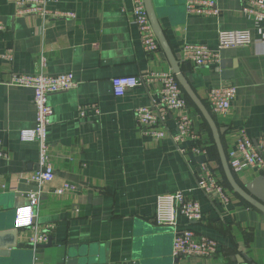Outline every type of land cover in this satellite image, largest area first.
Instances as JSON below:
<instances>
[{"label": "crops", "instance_id": "1", "mask_svg": "<svg viewBox=\"0 0 264 264\" xmlns=\"http://www.w3.org/2000/svg\"><path fill=\"white\" fill-rule=\"evenodd\" d=\"M187 1L151 0L178 61L185 44L215 50L220 31L248 30L253 39L250 46L218 51L215 66L184 71L204 105L210 89L236 87L229 112L212 113L227 129L221 138L227 153L240 134L254 142L264 135V20L247 16L244 0H216L218 13L212 16L187 13ZM17 9L14 0H0L5 28L0 32V142L8 153L0 160V251L31 264H264V215L224 184L211 133L197 109L188 105L192 133L178 144L181 154L169 135L155 140L136 126L134 111L153 107L158 82L128 89L121 97L113 94L115 77L172 74L161 48L152 56L141 48L131 0H55L47 5L46 19L19 15ZM70 13L74 17L66 16ZM39 71L72 73L75 82L48 99L54 178L43 185L27 178L38 170V146L20 139L21 131L35 126L32 91L3 84L11 73ZM80 108L87 109L84 117ZM175 115L166 120L171 135ZM203 164L213 170L221 194L206 197L195 189V173ZM234 176L264 204V175L244 169ZM65 184L72 189L56 194ZM176 192L197 201L202 214L192 223L179 216L176 230H192L196 241L201 235L215 241L213 257H173L174 229L156 225L154 215L156 198ZM32 194L38 195L35 246L29 241L34 231L18 229L15 219Z\"/></svg>", "mask_w": 264, "mask_h": 264}, {"label": "built area", "instance_id": "2", "mask_svg": "<svg viewBox=\"0 0 264 264\" xmlns=\"http://www.w3.org/2000/svg\"><path fill=\"white\" fill-rule=\"evenodd\" d=\"M17 5V13L23 16H36L46 19L49 15L47 5L55 0H14ZM216 0H188L186 12L201 16L217 15L215 7ZM248 7L244 9L247 16L253 17L257 23L264 20V0H244ZM132 18L131 22L136 27L141 48L148 56L159 51L160 46L149 22L144 0H131ZM67 17L74 15L67 14ZM5 30L0 23V32ZM217 48L210 49L201 44H185L180 51L179 63L185 67L193 66L212 67L219 62L218 51L225 49H236L250 46L253 42L251 33L248 30H225L217 35ZM1 58V56H0ZM9 58V56H7ZM44 66V59H41V67ZM152 81L158 82L160 88L156 93V101L153 107H140L134 111L136 126L143 136L160 140L169 135L176 150L183 154V150L178 147L184 139L191 136L192 122L190 110L183 94V91L172 74H145L141 77L121 76L111 80L113 94L121 97L128 89L136 88L141 84ZM8 87L30 89L33 95V104L36 111L35 126L29 130L20 132V139L27 142H35L38 146V170L27 176L29 181L39 185L49 183L53 180V168L50 163L47 145V129L50 125L53 110L49 105V96L68 91L75 86L72 73L59 75H49L39 71L30 74L11 73L7 81L3 83ZM237 89L233 85H222L218 88L210 89L207 92V103L212 113L215 115H225L229 112L231 101L236 96ZM87 108V107H86ZM86 108L79 109V115H86ZM95 114L98 111L91 107ZM175 113L174 125L175 134L171 135L166 127L167 116ZM8 153L3 151L0 142V160L7 159ZM227 161L234 175L241 173L244 169H253L264 175V135L255 142L240 134L231 149L227 152ZM195 189L203 193L206 197L214 193L221 194V186L215 182L213 170L203 164L195 173ZM70 185H63L55 191L56 194H63L70 191ZM38 204V195L32 194L26 206L16 210V226L18 229L36 230L35 208ZM187 222H198L202 214L197 201L189 199L184 193L176 192L172 194L160 195L155 202L154 221L158 226H167L174 229L173 257H213L216 251V243L206 236H200L195 240V234L190 229L178 231V217ZM30 244L37 245L36 233L30 237Z\"/></svg>", "mask_w": 264, "mask_h": 264}, {"label": "water", "instance_id": "3", "mask_svg": "<svg viewBox=\"0 0 264 264\" xmlns=\"http://www.w3.org/2000/svg\"><path fill=\"white\" fill-rule=\"evenodd\" d=\"M144 5L146 9V13L149 19V22L152 26L154 34L157 38L159 46L163 51L167 62L171 68V72L174 75L177 83L182 88L186 97L191 101L194 107L198 110L201 117L208 125L210 132L212 134L213 142L216 147L218 157L220 160V165L222 172L224 174L225 180L228 183L229 187L232 191L237 194L241 199L255 208L257 211L264 215V204L245 191L238 183L237 180L232 173L228 161H227V154L225 152L223 143H222V136L227 131L226 128L219 127L215 122L213 116L210 114L206 106L203 102L198 98V96L193 91L192 87L190 86L188 79L186 77V73L181 71L180 63L176 59L175 55L171 51L165 35L161 30L157 19L155 18L154 11L152 8L151 0H144ZM223 75V74H222ZM0 264H31V262L22 261L19 256L13 252L7 251H0Z\"/></svg>", "mask_w": 264, "mask_h": 264}, {"label": "trees", "instance_id": "4", "mask_svg": "<svg viewBox=\"0 0 264 264\" xmlns=\"http://www.w3.org/2000/svg\"><path fill=\"white\" fill-rule=\"evenodd\" d=\"M180 67H181V71L184 72L185 69H186V67L183 66V65H181ZM185 99H186L187 104H188L189 106L193 105V104L191 103V101L186 97V95H185ZM205 104H206V103H205ZM205 106H206V108L208 109V111L210 112V114L212 115V112H211L209 106H208L207 104H206ZM193 107H194V105H193ZM197 111H198V110H197ZM205 124H206V123H205ZM206 125H207V124H206ZM207 127H208V125H207ZM208 129H209V127H208ZM209 131H210V129H209ZM210 133H211V132H210ZM211 136H212V134H211ZM212 139H213V138H212ZM221 140H222V139H221ZM213 143H214V142H213ZM214 146H215V145H214ZM215 149H216V147H215ZM225 152H226V151H225ZM216 154H217V157H218L217 150H216ZM226 154H227V153H226ZM217 161H218V164H219V166H220V170H221V173H222V178H223L224 184H226L227 186H229L228 183L226 182L225 177H224V174H223V172H222L219 157L217 158ZM229 188H230V187H229ZM236 195H237V194H236ZM237 196H238V195H237ZM246 203H247V202H246ZM247 204H248V203H247ZM248 206H251V205L248 204Z\"/></svg>", "mask_w": 264, "mask_h": 264}]
</instances>
